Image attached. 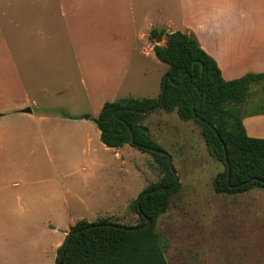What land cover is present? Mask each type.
Masks as SVG:
<instances>
[{"label": "crops", "instance_id": "crops-1", "mask_svg": "<svg viewBox=\"0 0 264 264\" xmlns=\"http://www.w3.org/2000/svg\"><path fill=\"white\" fill-rule=\"evenodd\" d=\"M62 19L90 48L129 45L146 55L154 45L149 30L164 28L192 33L226 80L264 72V0H0V31L10 32L2 42L16 54L12 69L23 88H0V264H53L65 233L81 220L71 210L96 200L124 203L117 208L125 210L137 198L138 191L126 203L120 192L93 187L105 176V158L96 151L107 147L95 122L32 109L37 90L26 82L41 76V35ZM164 74L135 98L157 97ZM242 114L247 135L264 139V111ZM157 129L166 138V125ZM122 148L131 146L116 148L118 159Z\"/></svg>", "mask_w": 264, "mask_h": 264}, {"label": "rangeland", "instance_id": "rangeland-1", "mask_svg": "<svg viewBox=\"0 0 264 264\" xmlns=\"http://www.w3.org/2000/svg\"><path fill=\"white\" fill-rule=\"evenodd\" d=\"M138 3L140 10H147L146 2ZM62 23L58 20L51 32L42 33L41 76L32 85L26 82L32 93L37 90L32 96L35 111L60 114L64 111L71 119L76 115L88 116L86 119L94 122L105 102L150 92L155 80L167 70V65L153 52L145 55L138 47L90 48L82 39L81 30L80 39L72 37L63 19ZM9 35V31H0V88L18 91L23 88L19 87L17 70L12 69L17 68L16 54L4 48L2 42ZM165 42L163 35L158 44ZM259 107L264 108V81L251 84L250 95L240 110L243 113ZM156 112L145 113L142 123L170 154L180 183L178 191L170 197L167 211L156 221L168 244L165 253L168 264H264V188L216 194L211 181L224 166L210 154L200 126L193 120L180 119L175 111ZM164 125L166 138L157 129ZM115 149L100 147L96 151L105 158V176L93 187L120 192L128 203L131 195L134 197L137 191L139 194L163 173L149 152L134 146L122 148L123 157L118 159ZM123 204L96 200L71 213L74 219L92 216L99 219L107 214L106 217L121 224L138 223L139 217L130 206L125 210L117 208Z\"/></svg>", "mask_w": 264, "mask_h": 264}, {"label": "trees", "instance_id": "trees-1", "mask_svg": "<svg viewBox=\"0 0 264 264\" xmlns=\"http://www.w3.org/2000/svg\"><path fill=\"white\" fill-rule=\"evenodd\" d=\"M163 35L166 42L158 44ZM148 37L154 43L155 57L167 65L165 74L176 84L166 80L159 108L160 92L153 98L116 99L105 102L93 121L105 146L118 148L129 144L147 151L163 174L157 181L146 185L130 203V208L139 217L138 223L121 224L110 217H101L92 222L78 220L68 231L73 233L62 259L59 261L58 254L64 240L57 249L53 264H168L165 257L168 244L157 229L156 221L167 211L170 197L178 191L180 183L178 181L170 188L174 177L168 167L167 157L155 151L166 150L141 123L145 113H138L139 110L175 111L180 119L193 120L200 126L210 154L224 166L211 181L216 194L264 188V139L247 135L240 110L250 95L251 84L264 81V72H248L241 77L226 80L216 61L199 46L192 33L151 28ZM184 72L188 74L179 85L180 76ZM195 98V115L203 121L197 120L192 112V101ZM256 110L263 112L264 108ZM129 128L134 133V142L130 141ZM158 187H165V190L156 191ZM147 218L151 220L150 225L142 227ZM117 225L136 228L126 229Z\"/></svg>", "mask_w": 264, "mask_h": 264}, {"label": "water", "instance_id": "water-1", "mask_svg": "<svg viewBox=\"0 0 264 264\" xmlns=\"http://www.w3.org/2000/svg\"><path fill=\"white\" fill-rule=\"evenodd\" d=\"M200 70H202V65H200ZM187 74H188L187 72H184L183 74H181V76H180V82L178 83L179 85L182 84V82H183V80H184V77H185ZM166 80H168V81H169L170 83H172V84H176V83L171 79V77H170L168 74H164V75H163V78H162V84H161V88H160V99H159V102H158V104H157V107H158V108L161 106V103H162V100H163V95H164V89H165V83H166ZM195 88L198 90L197 86H195ZM198 92H199V91H198ZM195 101H196V98L192 101V106H191V107H192L191 109H192V112H193L194 115H195V111H194V103H195ZM27 110L29 111V108H27ZM147 111H149V110H139L138 113L144 114V113H146ZM114 115H115V112H114ZM87 117H88V116H86V118H87ZM195 118H196L197 120L203 121V119L200 118V117L197 116V115H195ZM212 128H213V127H212ZM129 132H130V141H131V142H134V133H133V131L131 130V128H129ZM223 147H224V146H223ZM152 151H154V150H152ZM155 151H157V152H159V153H162V154H165L166 157H167L168 167H169V169H170V171L172 172L173 177H174V182L170 185V188H173V187L177 184V182H178V177H177V174H176L175 169H174L173 164H172V158H171L170 154L167 153V152H165V151H159V150H155ZM224 154H225V156H226L225 149H224ZM226 163H228V160H227V159H226ZM227 169H228V167H227ZM253 179H255V178H252L251 180H253ZM247 182H248V181H247ZM247 182H244V184H246ZM163 190H165V187H158V188L156 189V191H163ZM141 195H142V194H141ZM141 195H140L139 197H141ZM137 201H138V200H137ZM150 223H151V220H150L149 218H147L145 224L142 225V227H147V226L150 225ZM97 225L100 226V225H102V224L98 223ZM108 225H109V224H108ZM91 226H94V224H91ZM117 227H125L126 229H135V228H136V227H126V226H121V225H120V226L117 225ZM72 233H73V232H67L66 235H65V238H64V242H63L62 248H61V250H60V252H59V254H58V259H59V261L62 259L63 255H64V253H65V249H66V247H67V245H68V242H69V239H70Z\"/></svg>", "mask_w": 264, "mask_h": 264}]
</instances>
